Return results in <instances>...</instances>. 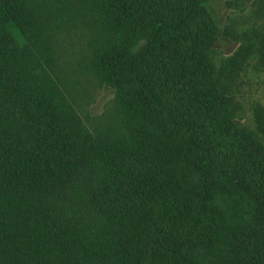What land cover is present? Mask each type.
Masks as SVG:
<instances>
[{"label": "trees", "instance_id": "1", "mask_svg": "<svg viewBox=\"0 0 264 264\" xmlns=\"http://www.w3.org/2000/svg\"><path fill=\"white\" fill-rule=\"evenodd\" d=\"M214 1L0 0V264H264V143L233 90L264 70V32L223 31ZM71 28L114 93L90 125L60 63Z\"/></svg>", "mask_w": 264, "mask_h": 264}, {"label": "rangeland", "instance_id": "2", "mask_svg": "<svg viewBox=\"0 0 264 264\" xmlns=\"http://www.w3.org/2000/svg\"><path fill=\"white\" fill-rule=\"evenodd\" d=\"M228 1H214L211 10L218 17L222 30L231 29L236 36L252 33L253 29L264 32V15H259L258 4L249 3L242 9H236L227 4ZM83 29L71 28L63 31L58 37L60 63L71 86H74L77 98V110L84 121L90 125L108 117L114 93L101 88L94 78L83 73L80 68L82 57L87 53V41L82 37ZM240 46L232 36L221 38L215 45V59L220 60L233 55ZM70 68V72H69ZM63 72V73H64ZM75 72V73H74ZM234 95L239 105L237 121L257 132L263 140L264 135L258 130L256 113H264V70L256 61H249L239 71L234 81Z\"/></svg>", "mask_w": 264, "mask_h": 264}]
</instances>
